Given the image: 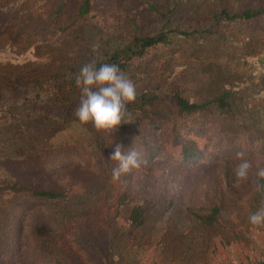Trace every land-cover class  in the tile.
Listing matches in <instances>:
<instances>
[{"label": "trees", "instance_id": "1", "mask_svg": "<svg viewBox=\"0 0 264 264\" xmlns=\"http://www.w3.org/2000/svg\"><path fill=\"white\" fill-rule=\"evenodd\" d=\"M137 1L144 9L138 16L128 9L125 11L119 0L109 6L108 10L107 7L101 8L99 0H77L74 14L77 24L81 22V25L76 37L81 39L82 35H86L90 50L82 42L87 50L77 53V57L73 53L74 63L68 61L65 68L61 65L52 68L45 63L48 71L46 75L41 73L40 68L36 74H27L24 71L27 65L22 66V69L15 67L9 52L10 61L0 63V116L4 112L12 115L13 111L34 112L42 108L53 111L54 115L70 114L75 117L74 110L80 100L75 75L85 63L92 60L98 66L102 63H114L130 78L132 68L143 65L152 52L161 54L160 57L168 61L171 53L184 55L185 44L200 42L205 45L214 42L221 46L227 43L229 38H234L227 35L230 26L231 31L241 34L243 40L239 43L241 48L238 47L239 53L234 58L238 67L241 58L248 60L253 66H256L254 60L257 63L260 58H264V0H250L244 6H234L237 8L235 10H229V2L222 0H217L213 5H209L206 0ZM67 6L65 0H60L53 14L48 17L51 20L44 22L46 26L42 28L46 31L53 24L60 25L59 19ZM15 7L16 3L10 10ZM144 14H149L150 21L153 22L147 29L142 17ZM124 18L127 20L126 25ZM18 21L22 22L21 19ZM22 28H26V25H22ZM4 50L9 51L8 48ZM258 65L262 66L263 63ZM172 67L176 71L183 69V66L175 64ZM260 70L264 71V68ZM204 71L207 73V70ZM254 71L257 72L256 69ZM240 74L242 73L224 71L222 76H214L216 89H211L210 92H206L202 85L195 84L191 77L184 78L183 73L179 76V84L174 87L154 82L142 86L135 82L136 100L127 105L129 123L120 125L115 133L98 131L91 123L82 124L78 120L80 131L71 137L76 147L70 145L81 156L88 157L93 166L82 163L80 157L74 164V170H87L90 173L89 167H96L112 173L116 162L110 160L109 156L117 143L123 144L125 152L136 146L148 160L146 166L122 176L125 193L120 198V205L129 208L126 224L122 227L112 223L104 242L101 245L94 244L92 259L95 264H120V257L116 253L123 241L132 239L139 247L143 240L141 231L155 218H158L156 221L159 224H172L174 219L183 218L186 224H191L198 230L200 238L196 237V245L183 251L192 264H205L211 239L223 234L221 231L233 230L231 221L224 220L223 202L216 203L214 199L207 198L205 204L196 206L180 200L179 194L170 188L171 183L165 175L169 165L181 169L192 168L205 159L219 161L230 156L227 194L232 196V203L236 199L238 203L235 204L241 205L240 213L245 220L264 201V187H258L264 185V179L256 175L257 171L264 168V100L256 103L242 98L239 93V88L242 87ZM207 78L210 79L209 76ZM261 95L264 99V91ZM237 152H243L251 162L249 176L253 179L252 182H236L234 166L239 163V160L235 163ZM55 166H61L65 170L70 168L63 161L51 160L42 168L47 177L56 173L52 170ZM150 172L165 187L164 193L153 196V185L148 183V179H151ZM90 191H93V187L89 188L84 182L65 186L56 180L43 186L0 178V202L7 198L11 201L4 213L5 222L0 231V264L18 263V260L13 261L14 255L11 257L10 254L16 251L14 245L18 244L23 235L26 214H29L27 210L14 207L13 202L25 200L53 207L75 205L88 199L87 193ZM35 220L37 217H34ZM254 226L264 233V225ZM183 229H177L175 235L169 232L170 227L167 228L166 225L159 230L163 237L161 240L170 244L172 254H175L176 244L180 240L196 236L193 234L195 230L185 231L186 227ZM28 231L38 239L36 241H39L37 244L40 249L48 248L47 236L52 235V232L47 227H41L36 222ZM205 233H208V239L203 238ZM153 245H157L154 239ZM4 256L9 259L4 260ZM29 264L75 263L65 258L46 256L40 257L38 262L31 260ZM256 264H264V245L262 259Z\"/></svg>", "mask_w": 264, "mask_h": 264}, {"label": "rangeland", "instance_id": "2", "mask_svg": "<svg viewBox=\"0 0 264 264\" xmlns=\"http://www.w3.org/2000/svg\"><path fill=\"white\" fill-rule=\"evenodd\" d=\"M18 1L0 0V63L10 61V52L11 60L15 67L19 66L18 69L27 65L24 68L27 74H36L40 68L41 73L46 75L48 71L45 69V63L52 68L56 65L65 68L70 62L74 63L73 53H76L75 57H77L79 56L77 53L81 54L87 50V47L89 48L87 45L89 38L86 35L84 37L82 35L81 39L76 37L77 29L79 30L81 25V22L77 24L74 14L77 0H65L68 6L59 19L60 25L53 24L47 27L46 31L42 26H46L44 22L51 20L48 17L53 14L60 0H21L17 6ZM117 1L99 0V4L101 8L107 7L108 10L109 6ZM119 1L125 11L128 9L137 16L144 11L137 0ZM206 1L209 5L217 2V0ZM222 1L229 2V10H235L237 8L234 6H244L250 0ZM15 3L14 10H10ZM148 16L149 14L142 16L146 29L153 25ZM20 19L22 22L18 21ZM123 21L126 25L127 20L124 18ZM22 25H26V28L23 29ZM151 29L152 27L147 31ZM231 30L230 26L227 35L234 38H226L228 42L221 46H217L214 42L205 45L200 42H194L193 45L185 44L183 47L185 54L171 53L168 61L161 58V54L152 52L144 60L143 65L132 68L130 78L142 86L154 82L174 87L179 84V76L181 77L183 73L184 78L191 77L195 84L202 85L206 92H210L211 89H216L217 82L214 76L220 77L224 71L241 72L242 87L239 88V93L242 98L262 103L264 71L260 69L264 68V58H260L257 63L254 60L256 66L241 58L238 67L234 58L239 53L238 50L241 48L239 43L243 40L241 34ZM82 42L87 47L84 48ZM7 48L9 51L4 50ZM260 61L263 63L262 66L258 65L261 64ZM173 64L178 67L183 66V69L176 71V68L172 67ZM255 69L257 72L254 71ZM204 70H207V73ZM49 111L39 108L34 112L22 110L13 111L12 115L7 113L10 116L4 112L0 116V178L43 186L56 180L65 186L84 182L89 188L93 187V191L87 193L88 199L81 200L75 205L53 207L49 204L39 205L25 200L13 202L14 207L27 210L29 214H26L23 235L18 244L14 245L16 251L10 256L14 255L13 261L18 260V263L13 264H29L31 260L38 262L40 257L46 256L65 258L75 264H95L92 259L94 244L101 245L104 242L112 223L122 227L126 224L129 208L120 205V198L125 193L124 181L122 178L120 181L114 180L112 173L96 167H89L90 173L86 172L87 170H74L75 162L80 157L82 163L93 166V162L90 163L88 157L81 156L77 149H73L70 145L76 147L71 137L76 136L75 134L80 131L78 119L70 114L54 115L53 111ZM229 157L221 158L219 161L205 159L192 168L181 169L169 165L165 175L171 183L170 188L179 194L180 200L185 204L198 206L205 204L207 198L214 199L216 203L223 202L224 220H230L234 225L233 230L221 231L223 234L220 233L211 239L207 247L208 258L205 264H256L263 256L264 233L258 230L257 226L249 224L248 218L245 220L240 213L241 205L235 204L238 203L236 199L232 203V196L227 194ZM51 160L63 161L70 168L65 170L61 166H55L52 170L56 173L47 177L42 168ZM237 162L238 160H235V163ZM150 173L151 179H148V183L153 185L151 188L153 196L164 193L165 187L157 182L153 172ZM247 180L253 181L251 176ZM140 186L143 187V184ZM10 204L8 198L0 202V231L5 222L4 213ZM34 217H37V220L34 221ZM156 220L158 218H155V222L152 219L145 230L141 231L140 236L143 240L139 247L132 239L123 241L116 253L120 257V264H192L183 251L196 245L197 238H200L198 230L191 224H186L183 218L174 219L172 224H159ZM36 222L52 232V235L47 236V239L49 238L47 249H40L37 244L39 241H36L38 239L28 231ZM165 225L167 228L170 227L169 232L173 235L177 233V229L186 227L185 231L195 230L193 234L196 236L191 235L180 240L178 245L176 244L175 254H172L170 244L161 240L163 237L159 233ZM203 238L208 239V233H205ZM153 239L157 245H153ZM160 241L162 244L159 243ZM3 259L9 258L4 256Z\"/></svg>", "mask_w": 264, "mask_h": 264}, {"label": "clouds", "instance_id": "3", "mask_svg": "<svg viewBox=\"0 0 264 264\" xmlns=\"http://www.w3.org/2000/svg\"><path fill=\"white\" fill-rule=\"evenodd\" d=\"M75 85L80 91L78 107L74 116L82 124L91 123L96 130L115 133L120 125L129 123L127 105L137 97L135 82L114 63H102L95 60L82 65L75 75ZM234 173L236 182L245 181L252 169L251 162L243 152H237ZM109 159L116 162L112 168V178L120 181L122 176L148 164L147 158L136 147L124 151L122 143L115 144ZM264 179V168L256 173ZM258 187H264L259 185ZM252 225H264V201L248 217Z\"/></svg>", "mask_w": 264, "mask_h": 264}]
</instances>
